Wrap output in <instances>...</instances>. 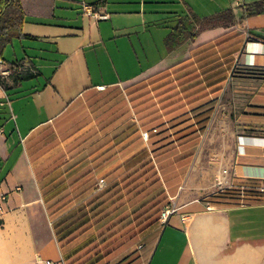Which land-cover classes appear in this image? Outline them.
Wrapping results in <instances>:
<instances>
[{"label":"crops","instance_id":"crops-1","mask_svg":"<svg viewBox=\"0 0 264 264\" xmlns=\"http://www.w3.org/2000/svg\"><path fill=\"white\" fill-rule=\"evenodd\" d=\"M203 1L20 0L21 31L0 55L6 71L0 74V264H39L40 259L65 264V252L96 235L94 227L105 220L60 246L52 221L106 186L104 174L114 166L149 148L141 132L157 124L158 111L162 114L154 91L157 74L169 70L166 80H172L175 70L193 64L195 55L210 47L221 59L219 49L231 42L216 46V39L238 32L242 42L231 55L234 66L241 52L244 76L228 83V73L204 97L193 104L182 100L174 117L162 114L159 120L175 145L198 134L181 139L178 152L165 160L173 164L167 179L186 180L181 188L170 186L175 211L118 248L110 264L132 251L138 254L132 264H264V193L250 192L264 184V39L247 33L264 37V12L244 14L246 5L260 0H208L215 4L210 9L201 7ZM83 4L107 17L88 14ZM222 13L223 20L211 21ZM13 39L20 45L8 60L3 52ZM35 39L41 41L29 42ZM152 43L161 45L162 53L150 59ZM204 115L199 130L196 121ZM178 154H190L180 166L173 159ZM205 155L214 163L209 173L217 191L245 187V198L253 201L185 198L194 189L201 192L192 180L207 177ZM99 179L104 183L97 189ZM58 190L66 195L65 205L51 215L46 199ZM161 230L171 232L165 242ZM172 231L183 238L185 254L176 259Z\"/></svg>","mask_w":264,"mask_h":264},{"label":"trees","instance_id":"trees-1","mask_svg":"<svg viewBox=\"0 0 264 264\" xmlns=\"http://www.w3.org/2000/svg\"><path fill=\"white\" fill-rule=\"evenodd\" d=\"M244 12L245 15L263 13L264 0L246 5ZM210 19L213 22L219 19L223 20L224 13ZM227 20L232 21V16L229 15ZM23 22L24 14L20 0H0V55L5 44L20 33ZM247 33L248 37L264 39L251 30ZM227 41L231 43L219 49L222 53L221 59L217 50L210 47L196 54L193 64L175 70L172 73V80H166L154 88L158 106L163 115L166 114L170 117L174 114L172 116L174 117L184 105L181 104L182 100L185 101L183 103L193 104L206 95L208 87L226 79L233 66L231 54L239 49L242 42L240 33L222 36L216 39L215 43L216 46H221ZM225 49L228 50L224 51ZM162 73V79L171 74L169 70H164ZM146 93L148 92L141 94L140 98L145 97ZM147 101L148 98L141 99L140 103L143 104ZM162 114L158 111L155 118L158 120L157 124L146 128L148 149L141 148L122 163L114 166L104 174L107 181L106 186L52 221L57 241L60 246H64L91 226L106 219L121 206L128 204L129 211L127 213L115 221H105L99 227L100 231L96 235L88 236L65 252L63 256L65 264H110V258L118 248L128 246L136 240L138 232L144 231L159 221L161 208L169 203L167 193L162 185V178L165 177L167 169L173 165L172 162L166 163L165 160L167 158L171 161L169 157L178 152L179 148L177 147L181 146L185 138L190 140L198 138L197 132H194L181 137L177 141L178 144L175 145L167 127L159 122ZM202 114H198V116L200 117ZM206 119L207 116L204 115L196 121L199 130L204 128ZM149 122L151 121L146 122L147 127ZM146 123L141 125L146 126ZM153 127H155V131H153ZM181 139L184 141L182 142ZM189 155H175L174 163H178L177 165L180 166L182 159H186ZM93 183L94 181L91 184L87 182L80 191L85 190ZM59 191L52 192L46 199V201H50L51 215L57 214L59 209L65 205L66 195L59 196ZM60 202L59 207L52 209ZM137 258L136 251H132L113 264H132Z\"/></svg>","mask_w":264,"mask_h":264},{"label":"rangeland","instance_id":"rangeland-1","mask_svg":"<svg viewBox=\"0 0 264 264\" xmlns=\"http://www.w3.org/2000/svg\"><path fill=\"white\" fill-rule=\"evenodd\" d=\"M203 5L201 6L202 8H205V9H210L212 7L215 6L214 3L212 2H209L208 0H204L203 1ZM141 38L143 39V37L141 36ZM154 38L156 39L157 36H154ZM151 39V42L152 41V36L150 37ZM41 40H38V39H35V40H31L29 42L33 43V44H38ZM158 43V41H157ZM20 45V42L18 41V39H13L11 44H9L7 46V48L4 50L3 52V55L4 57H6L8 60H11V54L13 53V50H17L18 47ZM139 46V45H138ZM13 48V49H12ZM152 48H153V51L150 52V59H153L155 57H158L161 53H162V47L161 45L158 44V46H155L153 43H152ZM239 50V49H238ZM140 53V55H142V52L141 51H138V54ZM240 56H241V52H239V54L237 53V57H236V60H235V63H234V66L231 70V72L229 73V81L228 83L231 81V78L232 77H241V76H244L245 74V69L244 67H242L241 65H239V61L241 60L240 59ZM144 61V60H143ZM163 75L162 72L158 73L157 74V81H156V86L161 84L162 82H164V80H166L167 78H161ZM231 77V78H230ZM148 82V81H147ZM144 83H142L143 85ZM228 85V84H227ZM148 87V86H147ZM146 86H144V90L147 89ZM210 104H208L209 106ZM207 155H205L202 159V161H206L208 163V166L205 168H203V170H205L207 173V177L206 178H200V179H194L192 180V184L195 185V186H199L201 187V192H198L197 190H193L187 194H184V197L185 198H188V199H196V200H203V201H209V202H218L219 200L222 201L221 199H224L226 202L228 203H240V202H250V201H253L252 198H245L246 196V188L245 187H240V188H230V189H225L223 191H217L216 190V187L213 185V182H214V179H212V174H210L209 172H211L212 170V167L214 165L213 161H211L210 157L208 156L207 158ZM212 165V166H211ZM193 166V164L191 165ZM175 172V171H174ZM170 174H175V173H170ZM162 185H163V188L165 189V192L167 193V196L169 194H171V185H173V188H176V187H180V186H185L186 184V180L184 179H181L178 178H169V179H165V177L162 178ZM261 186V185H260ZM259 186V187H260ZM258 187V188H259ZM181 188V187H180ZM256 189L255 191H250L251 193H253V196H260L262 195L261 192L259 191V189ZM181 190V189H179ZM249 192V193H250ZM169 193V194H168ZM252 196V197H253ZM168 200L170 201L171 199L168 198ZM167 205H171L170 202L167 204ZM163 208V207H162ZM161 208V209H162ZM129 210H128V204L126 203L125 205L121 206L117 211L115 212H112L106 219H104L105 221L107 220H110V221H115L117 218H119L120 216L124 215L125 213H127ZM104 221V222H105ZM96 232L98 233L100 231L99 227H94ZM173 232V236L174 239H173V242H172V255L171 257L173 259H176L177 258V255L180 254L182 257L183 255L185 254L184 252V245H183V238H182V233L180 232H176V231H172ZM144 232H142L141 234H143ZM171 234L170 231H165L163 232L161 230V232L159 233V237L162 236V241L161 242H165L167 237ZM172 236V235H171ZM163 243H161L162 245ZM160 247L158 248V251H159ZM184 264H189L188 262H184Z\"/></svg>","mask_w":264,"mask_h":264},{"label":"built area","instance_id":"built-area-1","mask_svg":"<svg viewBox=\"0 0 264 264\" xmlns=\"http://www.w3.org/2000/svg\"><path fill=\"white\" fill-rule=\"evenodd\" d=\"M83 9L86 10V12L88 14L93 15L96 18L99 19H104L107 17L106 13H99V12H93V10L91 9V7L89 5L83 4ZM6 71L3 70V60L0 58V74H4ZM98 88L103 89L104 85H100L98 86ZM153 131H155V129H153ZM141 136L142 138L146 139L148 136V132L147 131H143L141 132ZM220 182V181H218ZM103 179H99L96 185L97 189H100L103 186ZM259 191L264 193V184L261 185L259 188ZM212 206L210 204H206V209H211ZM175 211L174 206L171 205H165L161 210H160V214H159V220L161 222H165L168 218V216ZM39 264H53L54 262L50 259H40L38 260Z\"/></svg>","mask_w":264,"mask_h":264}]
</instances>
